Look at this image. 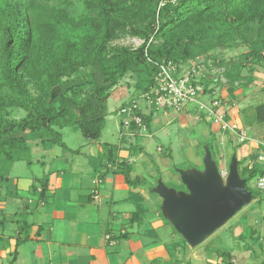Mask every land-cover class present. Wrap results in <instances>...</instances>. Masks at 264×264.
Here are the masks:
<instances>
[{
    "label": "trees",
    "instance_id": "trees-1",
    "mask_svg": "<svg viewBox=\"0 0 264 264\" xmlns=\"http://www.w3.org/2000/svg\"><path fill=\"white\" fill-rule=\"evenodd\" d=\"M125 34L143 43L137 49L112 45ZM240 46L245 50L238 57L217 60L223 70L215 83L248 88L255 82L252 73L264 67V0H0V181L7 183L16 163L32 165L34 148L48 151L59 147L65 155L79 153L81 148L74 150L64 141L65 128L74 127L89 141H100L109 98L128 75L133 77L139 95L131 94V101L123 103L118 112L122 135H151L152 113L133 111L142 117L143 131L133 121L125 128L120 111L157 86L159 65L172 64L180 70L201 58L210 59L216 50ZM82 70H89L88 75L72 78ZM205 75L200 81L203 91L196 98L210 103L212 100L204 98L217 94V89ZM151 97L155 99L153 94ZM189 107L209 119L194 104L178 112ZM146 109L157 110L148 105ZM19 111L24 115L16 116ZM256 115L258 122H264V104L256 107ZM205 146L214 155L212 147ZM133 149L142 147L137 144ZM104 150L108 151L92 161L101 164L103 160L105 172L123 175L131 188L141 186V178L131 177L134 163L119 160L112 147L106 145ZM251 158L248 164L239 159L240 174L248 182L264 173V166L256 163L257 151ZM101 175L98 178L103 181ZM47 191L48 178H35L30 193L45 201ZM251 191L255 200L261 198L262 191ZM130 200L137 206L130 223L141 227L149 208L141 194L132 193ZM28 216L26 210L16 216L17 247L31 239ZM5 224L6 219L0 217V228ZM173 234L179 233L173 228ZM129 235L126 231L116 238L109 235V244L114 246ZM146 235L151 240L160 239L154 229ZM175 245L179 248L181 244ZM224 255L230 260V253ZM12 256L10 264L16 261L17 249Z\"/></svg>",
    "mask_w": 264,
    "mask_h": 264
},
{
    "label": "rangeland",
    "instance_id": "rangeland-1",
    "mask_svg": "<svg viewBox=\"0 0 264 264\" xmlns=\"http://www.w3.org/2000/svg\"><path fill=\"white\" fill-rule=\"evenodd\" d=\"M142 43L143 40L140 38L125 34L113 41L112 45L126 46L132 49H137ZM244 50L245 48L243 46L234 49L216 50L211 53V56L209 57L210 59L201 58L191 63L187 67L180 68L179 73H187L192 69L193 65L200 67V71L202 72L201 78L203 79V75L206 74L205 76L210 79V86L212 85L217 89V94H207L204 99L213 100L219 97L224 102L225 109L228 111L229 117L233 119L236 118V120L247 129L248 135L250 137L247 143H240L238 140L232 141L229 135L222 132L220 133L218 127L210 123H207L209 126L204 123L207 126V131L204 130L206 132L204 133L200 125H193L194 115L187 117L190 125L183 127L181 122L178 120L179 115L177 112H168L165 115L163 110L160 112L157 111V114L154 118V120H159V123L155 122L153 124L152 122L154 134L143 138L133 137L130 139V141H133L132 144L134 143V145H142V149H133L132 151L134 152L132 155L135 158L137 165L144 169L140 174L141 179L144 181L141 183V186H143L147 192L148 199L146 198L147 200H145L144 204L147 208H149V212L145 215V220L142 226H134V230L136 229L135 227H138L142 230L145 228L148 229L149 222H164L166 227L164 229L158 230L157 233L161 236V239L164 240L165 244L170 249H172V252H175L179 249H187L189 247L188 244L184 243V238L181 235L173 234L172 225L170 226L168 224V220L162 213V199L153 192V189L156 187V182L162 179L163 182L169 187L176 188L178 190L185 189V186L175 179V176L179 175L177 170L189 168L203 170V159L205 155L206 144L212 147L214 151L213 157L221 167L225 176L229 170L230 157L234 152H236L240 160L246 159L247 163L245 162V164H248V162H251L252 160L251 156L253 155V152H255L258 148V143L264 144V122H258L256 115V107L264 104V67H258L252 73L255 78V82L248 88L232 89L224 85L225 83L222 85L221 83H215V80L219 78L221 79V72L223 70L217 64V60L238 57ZM88 73L89 70H82L79 74H76L72 78H84L86 75H88ZM64 80H68V78ZM131 94H133L134 97L139 95L136 93L133 77L128 75L120 81L118 86L114 88L109 98L108 113L102 133V138L100 141L95 142L102 148H105L107 145L112 147V149H114L116 152L121 145L120 141L122 140V128L120 125L121 117L118 115V112L123 103H128L131 101ZM138 98H140V96ZM236 111H240L239 117L237 116ZM23 115L24 112L22 111L16 113V116L18 117ZM62 132L64 141L70 148L74 150L83 148V152H87L86 146L91 141L85 138L79 130L74 127H68ZM41 150L42 149L39 147L34 148L32 155V165H29L28 162L16 163L11 169V172L7 175V183L3 184L0 181V194H2L0 199V207L1 205H4V208L8 214L23 212L22 201H27L29 197L28 190L31 188L34 179L36 177L44 176V170L48 172L49 168H45V166L42 165L45 161L41 160L39 158V154H37L41 152ZM52 158L54 157H51V160ZM66 159H68V161L63 163L62 160H55L53 162L54 168L61 172H77L78 176H80L84 182L85 188L83 189V194L87 195L89 193V188L94 186L92 183L93 180L98 179L101 172L99 173V171L94 170L92 165L89 164L87 158H85L83 155L66 153L64 160ZM79 160L83 164H86L83 170L72 167L73 161L77 163ZM40 161H43L42 164H40ZM47 165H50V160ZM78 176L75 177L76 183ZM257 181L258 178L256 177L253 180L247 182L248 187L251 190H255L256 192ZM70 183L71 181H68V185ZM10 191H12L13 194L20 192V196L23 198L20 199L11 197L7 201L6 199L11 193ZM105 194L106 193L104 192V195ZM262 196L264 197V191L261 193V198L258 197V199L254 200L252 204L248 206L243 212H241L232 221L216 232L206 242L197 247L201 252L200 254L206 256H208V253H212L213 255L215 254L214 256L216 258L220 257L224 264H227L229 263V260L224 254H233L244 245L258 246L260 242L262 243L261 238L259 242L257 240V238L262 233H259L258 236L256 232L257 230L258 232H264V221L261 218V215L264 212V200ZM104 200L106 201L105 197ZM25 207L27 206L25 205ZM136 207V204H134L132 207L128 206V210H132V212L136 211ZM36 208H39L40 212L45 211L44 207H37V205L34 203L31 204V211L28 216L31 221V212L36 210ZM254 209L259 210L253 211ZM153 218L155 220H152ZM125 223L126 228L129 231H132L133 225H131L130 221ZM63 236L64 232H61L59 234V238H63ZM104 237L105 234L102 235V238ZM175 243L178 245L181 244L179 248H177ZM205 263L206 260H204V264ZM190 264H196L195 260H192Z\"/></svg>",
    "mask_w": 264,
    "mask_h": 264
},
{
    "label": "crops",
    "instance_id": "crops-1",
    "mask_svg": "<svg viewBox=\"0 0 264 264\" xmlns=\"http://www.w3.org/2000/svg\"><path fill=\"white\" fill-rule=\"evenodd\" d=\"M144 107L146 108V105ZM157 111L162 110L149 112L145 109L146 115L152 113L153 124L155 122L159 123V120H154ZM168 112H177L179 115L178 120L183 127L190 125L187 117L194 115L193 125H200L204 133L207 131V126L204 123L213 124L209 119L199 116L192 107L181 112L166 110L164 114L166 115ZM239 112L236 111L238 117ZM151 132L154 134L153 125ZM229 137L232 141L235 140L234 137L230 135ZM130 139L131 137L122 135L118 150L116 152L114 149L112 150L119 160H128L130 163H134L131 177L135 180L141 178L140 174L144 169L137 165L132 155L134 143L132 144L133 141H130ZM100 147L95 142H89L86 146V153L83 152V148L80 149L79 153H76L87 158L94 170L104 174V176L101 175L104 181L103 184L97 187L94 179L92 182L94 186L89 188L87 195L83 194L84 182L77 172H61L54 168L53 162L55 160H62V163L68 161V159L64 160L65 154L61 148L54 147L48 151L36 152L39 154V158L45 161H40V164L43 162L42 165L49 168L48 172L44 170V176L36 177L39 179L48 178V198L45 201H40L38 195L30 194L29 189L27 201H22L23 212L26 210L30 213L31 204L33 203L37 207H44L45 211L40 212L39 208H36L31 212V239L17 247L14 235L17 233L16 216L20 212L8 214L4 205H1L0 217L6 219V224L0 228V264H10L15 249H17V258L14 264H190L192 260H195L196 264H204V260H206L205 264H224L220 257L216 258L214 256L215 254L208 253V256L200 254L198 248L192 249L188 246L187 249L172 252V249L165 244L161 236L159 240H151L147 237L148 230L154 229L158 232V230L164 229L166 227L164 222H149L148 229L143 230L138 227H135L134 230L133 226L134 231H129L125 226V222L130 221L134 212L128 210V206L132 207L134 205L130 200L131 195L132 193L141 194L147 200V192L141 186L138 188L128 186L123 175L116 174L114 171L105 172L103 160L101 164L98 161L93 162L92 160H97L100 154H105L108 151ZM51 157L54 158L51 160ZM49 160L50 165H47ZM85 166L86 164H83L80 160L77 163L73 161L72 165L73 168L81 170ZM76 176H78L77 183L75 182ZM175 179L181 182L179 175L175 176ZM68 181H71L69 185ZM95 190L100 196L98 202L93 198ZM10 192L7 201L11 197L23 198L20 196V192L17 194ZM255 210L258 211L259 209L253 211ZM261 218L264 221V212ZM38 231H40L39 235H37ZM124 231L130 234L129 238L117 240V244L111 246L108 236L111 235L116 238L122 235ZM61 232H64L63 238H59ZM256 232L258 236L259 233H262L259 236L262 243L260 242L258 246L244 245L240 247L238 251L231 254L230 264H264V232H258V230ZM103 234H105L104 238H102Z\"/></svg>",
    "mask_w": 264,
    "mask_h": 264
},
{
    "label": "water",
    "instance_id": "water-1",
    "mask_svg": "<svg viewBox=\"0 0 264 264\" xmlns=\"http://www.w3.org/2000/svg\"><path fill=\"white\" fill-rule=\"evenodd\" d=\"M204 169H179L185 189L158 180L153 192L162 199L161 211L188 246L196 249L243 212L255 200L240 174V160L233 154L227 175L205 147Z\"/></svg>",
    "mask_w": 264,
    "mask_h": 264
},
{
    "label": "built area",
    "instance_id": "built-area-1",
    "mask_svg": "<svg viewBox=\"0 0 264 264\" xmlns=\"http://www.w3.org/2000/svg\"><path fill=\"white\" fill-rule=\"evenodd\" d=\"M176 75L178 76L176 78ZM202 72L199 66L193 65L192 69L187 73H179V70L172 64L163 63L159 65V70L155 76L157 84L150 94L142 96L141 100L135 101L133 106H127L121 109L120 114L124 116L125 128H129L131 122L138 124L143 131L146 128L143 125L142 117L135 115V110H140V114H145L144 105L156 107L157 110L174 109L180 111L184 106L194 104L204 114L208 116L211 122L216 125L219 131L229 134L238 140L240 143H246L250 137L248 131L241 123L229 117L228 111L225 109V104L220 98L212 100L210 103H203L196 96L203 91L201 85ZM155 96V99L151 97ZM256 163L264 166V144L258 143ZM253 164H251L252 166ZM109 168L112 165L109 164ZM97 187L103 184V181L98 178L94 182ZM257 189L264 191V173L258 177ZM93 198L96 202L100 196L95 190Z\"/></svg>",
    "mask_w": 264,
    "mask_h": 264
},
{
    "label": "clouds",
    "instance_id": "clouds-1",
    "mask_svg": "<svg viewBox=\"0 0 264 264\" xmlns=\"http://www.w3.org/2000/svg\"><path fill=\"white\" fill-rule=\"evenodd\" d=\"M243 126V125H242ZM221 132V131H220ZM223 133V132H222Z\"/></svg>",
    "mask_w": 264,
    "mask_h": 264
}]
</instances>
